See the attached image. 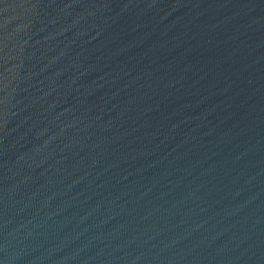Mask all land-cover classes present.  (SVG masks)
Wrapping results in <instances>:
<instances>
[{
	"label": "water",
	"instance_id": "95a60500",
	"mask_svg": "<svg viewBox=\"0 0 264 264\" xmlns=\"http://www.w3.org/2000/svg\"><path fill=\"white\" fill-rule=\"evenodd\" d=\"M0 264H264V0H0Z\"/></svg>",
	"mask_w": 264,
	"mask_h": 264
}]
</instances>
